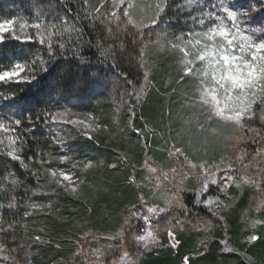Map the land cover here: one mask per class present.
I'll use <instances>...</instances> for the list:
<instances>
[{
    "label": "trees",
    "instance_id": "obj_1",
    "mask_svg": "<svg viewBox=\"0 0 264 264\" xmlns=\"http://www.w3.org/2000/svg\"><path fill=\"white\" fill-rule=\"evenodd\" d=\"M169 4L157 25L138 29L127 23L124 7L89 6L85 0H0V22L14 19L21 37L5 34L0 72L24 66L23 79L0 82V123L9 129L0 130L5 141L0 145V264H121L124 258L127 264H184L185 257L187 264H249L245 256L258 246L249 241L250 222L264 221V120L254 108L255 115L239 127L200 105L204 128L199 123L200 128L180 130L189 118L185 100L195 104L199 93L191 76L173 65L160 89L169 97L154 104L161 85L149 84L145 51L166 30L186 38L193 29L200 31L190 16L226 17L213 5L236 10L243 34L264 42V0ZM23 23L29 27L22 30ZM35 24L45 36L51 31V50L47 39L39 42ZM25 34L32 40L25 41ZM162 65L157 70L170 69ZM62 112L65 121H85L92 128L51 120ZM8 136L16 140L12 147L20 160L7 155ZM64 156L68 160L60 159ZM87 163L94 166L86 169ZM52 171L70 174L77 191L57 182ZM205 172L232 175L224 198L226 183L208 182ZM162 190L167 201L159 203ZM210 198L221 204L206 205ZM155 203L164 211L146 223L142 216ZM230 209L241 213L224 220ZM147 230L155 239L145 245L137 237ZM229 246L239 253H227Z\"/></svg>",
    "mask_w": 264,
    "mask_h": 264
},
{
    "label": "snow or ice",
    "instance_id": "obj_2",
    "mask_svg": "<svg viewBox=\"0 0 264 264\" xmlns=\"http://www.w3.org/2000/svg\"><path fill=\"white\" fill-rule=\"evenodd\" d=\"M125 4V0H114V6ZM139 5L133 3V0H128L127 8H125L123 15L128 18L127 23L133 25L138 29H143L149 25L145 23L144 18L135 16V9ZM170 7L169 0H157L155 4V15L148 18L151 26L157 25L163 14H166V10ZM214 8L221 7L222 11L226 13V17L217 15L216 12H201L197 16H190L189 20L200 27V31L189 32L188 38L185 39L183 35L174 37L175 42L171 43V48L180 53H183L181 58L182 71L185 74H190L193 77L201 75L200 72H194L191 65L195 61H201L204 63V69L202 78L199 83V102L202 106H207V111L210 116H214L218 119L225 121H232L239 127H245V118L248 120L255 115L253 112V105L259 101L261 105H264V42H255L251 35H244L240 26L238 12L236 10H230L228 6L213 5ZM131 10V11H130ZM97 11H99L97 9ZM116 19V13H113ZM226 20L231 21L232 24L226 23ZM207 21V23H206ZM16 21L5 20L0 22V43L3 42L6 33H11L14 38L21 39L15 33ZM28 24H20L22 30L27 29ZM37 29V38L41 44L48 42L49 50L52 48V33L48 31L47 36L41 30L40 24L32 25ZM163 31V30H161ZM25 41L32 40V36L25 34ZM167 41V37L160 36L158 34L155 44L161 45V41ZM193 56L194 60L187 59L188 56ZM24 71V66L17 63L11 70L0 72V82L19 81L23 79L21 73ZM67 112L57 113L51 115L52 121H64L67 123L82 124L85 128H92L91 123L85 121H72L66 120ZM260 118L264 120V108L261 109ZM16 123H19L17 121ZM0 130L8 132L9 129L0 123ZM252 131H257L253 129ZM4 139H0V145L4 144ZM8 147L11 148L7 152V155L14 160H20V157L16 155L17 149L12 147L15 145L16 140L12 136L7 137ZM176 152L181 154V149H176ZM62 161L68 160L67 156L60 158ZM23 167L27 168L28 165L20 161ZM94 165L87 163L84 168H92ZM152 173H156L157 169L152 168ZM57 182H67V186L70 191L75 193L76 187L72 185L75 183L73 177L60 171L59 174L56 171L51 172L52 177H57ZM206 179L211 177V182L216 183L215 173H204ZM228 182H232V175L226 177ZM248 181H241V183ZM207 189V183L204 184L201 191ZM206 205H212L211 198L204 201ZM32 207H38V205H32ZM164 209H157L156 207H148L147 213L149 215H143L142 219L146 223H150L151 216L163 212ZM138 215V213H133ZM169 236L173 237V233L170 231ZM39 239V238H37ZM139 241L149 244L155 239L154 233L151 230H147L145 235L137 237ZM257 236H251L250 240H257ZM178 243V242H175ZM175 243L173 246H175ZM4 253V249L0 248V255ZM3 258L8 260L9 257L4 255ZM184 264H187V257H185Z\"/></svg>",
    "mask_w": 264,
    "mask_h": 264
},
{
    "label": "rangeland",
    "instance_id": "obj_3",
    "mask_svg": "<svg viewBox=\"0 0 264 264\" xmlns=\"http://www.w3.org/2000/svg\"><path fill=\"white\" fill-rule=\"evenodd\" d=\"M85 1L87 2V4L89 6L99 4V5L107 6L109 8L115 9V10L119 9L120 7L127 8V5H128V0H125V4L119 5V6H114V0H85ZM156 2H157V0H133V3L139 5V7L135 9V16L139 17V18H144L145 23L150 26V21L148 20V18L155 15V11H156L155 10V4H156ZM116 4L118 5V0H116ZM181 35H183L184 37L186 36L185 33L176 34L175 32H169L166 30L160 36L167 37V41L162 40L160 46H157L155 43H151L146 48L145 59L148 58V60L150 61L149 66H147L149 84L151 85V83H152L155 85V87L161 85L160 88H158L159 90L157 92V97H155V99L152 101L154 104L156 103V101H157L156 99H158V98H159V103L162 104L161 101H164L162 99L165 97H167V98L169 97L168 94L163 93L162 90H160V89L162 88V84L166 83V82H164V79L166 80L167 77L169 76L168 73L172 71L173 67H171V66L177 65L176 67H178V68L182 67L181 58L183 56V53H180V52L173 50L171 48V43L175 42L174 37L181 36ZM185 39H187V38L185 37ZM148 56L151 59H149ZM187 59L194 60V57L190 55L187 57ZM170 60H172V62H173L171 65L168 64L170 62ZM162 64L163 65L164 64L169 65L170 69L157 70L158 66L162 65ZM176 67H175V70H176ZM191 67L193 68L194 72H200L201 75L198 77H193L189 74L191 77H190V81L188 79L187 82L189 81V82L193 83L195 88L197 89L195 91H197L199 93V83H200V79L202 78V73H203V69L205 66H204L203 62L194 60V63H193V65H191ZM191 79H193V80H191ZM185 96L187 99L188 98L192 99V97L189 95H185ZM185 101H186L185 104L190 106V110H191L192 105H195V107H194V109H192L191 112L189 110V114H188L189 118L187 117V118L183 119L182 124H181L182 127L179 126V129L180 130L181 129H189V127L191 125H195V127L196 126L199 127L198 126L199 123H200V127L204 128V125H203L204 123L201 122V116L200 115H201L202 111L200 109L199 101H197L195 104L189 103L188 100H185ZM257 103H259V105L256 106ZM257 103L255 105H253V109L255 108L254 111L257 114H259L261 112V109L264 108V105H261V103L259 101H257ZM179 111H181V110H178L175 113H179ZM180 113L184 114L182 112H180ZM185 113H187V112H185ZM206 119L207 118H205V121L207 122L208 119L207 120ZM170 124H172V122ZM177 138H178V136H177ZM87 152L91 155H94V156L97 155V153L90 151V150H87ZM215 179L217 182L214 184L219 183V180H222L223 184L226 183L225 184L226 187L222 191L223 192L222 196L224 198L226 196V192H227L228 187L230 185H232L233 182H228L226 179V176L220 175L219 173L215 174ZM207 181L211 182V177H209L207 179ZM235 184H236V186H240L241 182H237ZM166 196H167V191L162 190L160 193H158V195L156 196V199L159 203H163V202L167 201ZM211 200L213 201L212 205L214 206V208H217L218 205L221 204L220 203L221 201L218 202L217 199L211 198ZM155 204L156 205H154V207H156V208L160 207L159 204H157V203H155ZM238 212L241 213V210L240 209H238V211L237 210L232 211V209L227 210L225 213H223V219L224 220H227V219L230 220V218L234 219V217L237 216L236 214H238ZM246 212L247 211L245 210L244 213L246 214ZM249 228H251L254 231V233L251 234V236H257L258 237V239L255 241H252L249 238V241H251V242L257 241L256 246L257 245L258 246L255 247L249 254H246V256H245L247 258L246 260L250 264L251 258H253L255 261V264H264V221L261 219H258V218L254 219L250 222ZM260 241H261V243H260ZM233 251H234V253H236V252L239 253L238 249L236 250L230 246L226 249L227 253H230ZM242 256H244V255H242ZM240 258H242V257H240ZM127 263H129V260L127 258H124L121 264H127ZM144 264H148V261L144 262Z\"/></svg>",
    "mask_w": 264,
    "mask_h": 264
},
{
    "label": "water",
    "instance_id": "obj_4",
    "mask_svg": "<svg viewBox=\"0 0 264 264\" xmlns=\"http://www.w3.org/2000/svg\"><path fill=\"white\" fill-rule=\"evenodd\" d=\"M170 239H171L172 243L174 244L175 241H174L173 237H171ZM176 245H177V244L175 243V246H176Z\"/></svg>",
    "mask_w": 264,
    "mask_h": 264
}]
</instances>
